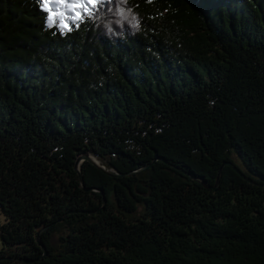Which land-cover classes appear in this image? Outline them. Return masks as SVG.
Listing matches in <instances>:
<instances>
[{"label": "trees", "instance_id": "trees-1", "mask_svg": "<svg viewBox=\"0 0 264 264\" xmlns=\"http://www.w3.org/2000/svg\"><path fill=\"white\" fill-rule=\"evenodd\" d=\"M77 5L0 0V264H264V0Z\"/></svg>", "mask_w": 264, "mask_h": 264}, {"label": "clouds", "instance_id": "clouds-1", "mask_svg": "<svg viewBox=\"0 0 264 264\" xmlns=\"http://www.w3.org/2000/svg\"><path fill=\"white\" fill-rule=\"evenodd\" d=\"M35 2L40 7V9L43 12L49 14L46 17V20H45L46 30L52 28L53 25H54V18L57 16L58 13L57 12H54L53 9H52V7L50 6L51 0H35ZM56 2L58 4H62L64 2V0H56ZM100 2H102V0H91V3L93 5V7H95L96 4L97 3H100ZM120 2L126 4L127 3V0H120ZM59 15L61 17L60 27H61V30L63 31L64 29H66L64 27V24L65 23H63V14L60 13ZM117 15L124 17V19H127L128 18V15H130V13H125L124 10L121 8V9L118 10ZM76 19H80V18H76ZM131 23L133 24L134 27L136 26L137 22L135 20V17H133V20L131 21ZM106 27L108 28V31L109 32H112V28H111V24L110 23L107 24ZM117 35H118V33H117Z\"/></svg>", "mask_w": 264, "mask_h": 264}, {"label": "water", "instance_id": "water-1", "mask_svg": "<svg viewBox=\"0 0 264 264\" xmlns=\"http://www.w3.org/2000/svg\"><path fill=\"white\" fill-rule=\"evenodd\" d=\"M92 157H93V155L88 154V153H85V154L81 155V156L78 158V160H77V170L79 171L80 174H81V164H82L84 161H90V162H92L93 164H95V165H97L98 167H100L101 169H103L106 173H108V174H110V175H112V176H120V175H121V174L118 173L116 170L108 168V167H107L105 164H103L101 161H100L101 164H99V163H98L96 160H94ZM94 157H95V156H94ZM95 158H96V157H95ZM98 161H99V160H98ZM226 165L231 166V167H233L235 170L239 171L238 168H237L233 163H231V162H224V163L221 165L220 169H219V173H218V177H217V182H216V185L213 187L214 189H217V188H218V185H219V183H220V179H221V177H222L223 170H224V168H225ZM80 177H81V183H82V186L85 187V186H84V180H83L82 176H80ZM200 180L203 181L204 184H205L208 188H212V187H210L209 185L206 184V182L204 181L203 178H200ZM103 195H104V204H103V207H105V205H106V203H107V198L105 197V193H104V192H103ZM45 229H47V228L42 229V230L39 232V235H40V233H41L42 231H44ZM38 241H39L40 245L45 249V246L42 244V242H41V240H40L39 237H38ZM19 262H20V263H25L26 261H25V260H19Z\"/></svg>", "mask_w": 264, "mask_h": 264}, {"label": "rangeland", "instance_id": "rangeland-1", "mask_svg": "<svg viewBox=\"0 0 264 264\" xmlns=\"http://www.w3.org/2000/svg\"><path fill=\"white\" fill-rule=\"evenodd\" d=\"M56 1V0H55ZM78 1H82V0H64V2L62 4H58L59 6H64L65 8H68V9H72L71 5H76V3ZM73 10V9H72ZM5 221V216L4 214L2 213V211L0 210V225L2 223H4ZM2 248V242H1V238H0V249Z\"/></svg>", "mask_w": 264, "mask_h": 264}, {"label": "snow or ice", "instance_id": "snow-or-ice-1", "mask_svg": "<svg viewBox=\"0 0 264 264\" xmlns=\"http://www.w3.org/2000/svg\"><path fill=\"white\" fill-rule=\"evenodd\" d=\"M90 2H91V0H90ZM71 7H72V8L83 7V5H75V4H74V5H71ZM76 18H80L79 13L77 14ZM64 27H65V28H68V25H67V24H64Z\"/></svg>", "mask_w": 264, "mask_h": 264}, {"label": "bare ground", "instance_id": "bare-ground-1", "mask_svg": "<svg viewBox=\"0 0 264 264\" xmlns=\"http://www.w3.org/2000/svg\"><path fill=\"white\" fill-rule=\"evenodd\" d=\"M94 160H96L99 164H101V162L100 161H98V159L97 158H95L94 156L92 157Z\"/></svg>", "mask_w": 264, "mask_h": 264}]
</instances>
